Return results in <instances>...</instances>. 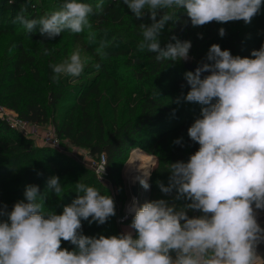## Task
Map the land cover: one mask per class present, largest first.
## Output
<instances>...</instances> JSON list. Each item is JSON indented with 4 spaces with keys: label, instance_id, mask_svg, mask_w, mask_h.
Wrapping results in <instances>:
<instances>
[{
    "label": "clouds",
    "instance_id": "9594fccd",
    "mask_svg": "<svg viewBox=\"0 0 264 264\" xmlns=\"http://www.w3.org/2000/svg\"><path fill=\"white\" fill-rule=\"evenodd\" d=\"M13 3V0H9ZM143 20L139 25L140 51L155 54L157 62L189 59L190 41L175 35L163 47L160 36L169 22H175L178 9L190 18L193 27L210 22H251L259 14L264 0H122ZM103 12V0L95 5ZM24 6L14 23L27 33L39 32L54 39L64 31L79 34L91 30L89 17L93 5L82 0H65L58 10L29 19ZM225 35V29H219ZM95 33L89 32V42ZM202 38V35H201ZM106 42L95 49L101 60L107 57ZM44 55H51L45 48ZM88 58L73 51L59 63H50L52 81L61 76L79 77ZM195 71L185 73L190 90L183 97L199 103L201 116L188 128L191 141L199 145L187 162L169 165V183L159 188L165 195L176 193L183 206L165 199L138 205L130 228L111 236H87L82 220L103 225L115 216L111 196L92 186L77 182L78 193L61 214L45 211L48 193L62 198L64 188L58 176H51L46 189L25 186L24 200L8 209L0 205V264H264L256 252L264 240V228L257 222L256 210H264V45L250 57L233 56L218 44L210 46ZM97 70L100 64H96ZM203 73L208 75L202 76ZM183 87V86H182ZM215 101V102H213ZM179 103V99L176 101ZM182 144V138L174 141ZM144 172L140 184L150 188ZM198 211L199 216H189ZM63 242L73 248L62 247Z\"/></svg>",
    "mask_w": 264,
    "mask_h": 264
},
{
    "label": "trees",
    "instance_id": "16d2710c",
    "mask_svg": "<svg viewBox=\"0 0 264 264\" xmlns=\"http://www.w3.org/2000/svg\"><path fill=\"white\" fill-rule=\"evenodd\" d=\"M25 2L0 0V107L11 111L25 125L50 124L60 141L85 150L92 158L102 153L108 182L115 189V194L112 195L104 184L97 181L92 170L50 147L37 146L31 137H26L0 117V205L6 204L11 210L17 201L25 199L26 185H38L43 193L48 178L58 176L64 188L63 196L57 198L49 192L45 211L61 214L64 206L78 195L75 184L84 183L97 188L101 194L111 196L116 214L103 225L82 220L83 234L118 235L122 233L120 224L130 227L133 219L131 216L117 222L123 214L126 198L122 167L134 145L145 151L142 160L148 171L155 163L148 180L147 201L165 199L178 207L187 203L175 200L174 191L171 197H162L164 193L159 184L168 185L171 163L187 162L198 150L199 145L190 140L187 130L201 116L203 106L183 99L190 86L185 80L188 71L182 61L157 62L154 53L138 49L142 39L139 25L151 23L148 17L137 19L122 0H103L102 13H97L94 5L100 0H82L93 5L94 13L89 17L90 31L97 36L113 38L121 46L112 41L105 48L107 57L101 60L94 52L99 39L94 44H83L84 54L94 62L85 65L79 77L61 76L55 83L49 64L66 59L77 41H51L39 32L29 34L25 31L26 36L21 35L20 29H14L12 25L24 5H28L27 18L44 15V10L37 8L34 0ZM55 3L63 5L65 0H55ZM220 28L225 29L223 37L219 35ZM162 33V47L173 35L181 41H190L189 58L195 63L206 62V55L213 44H218L222 50H230L233 56L250 57L253 50L264 45V6L248 24L242 20L214 21L196 27L181 9L177 11L176 21L169 22ZM8 36L13 40L6 41L8 44L3 48L5 41L2 40ZM61 37L59 35L53 40ZM45 48L51 55H44ZM98 63L99 70L95 67ZM118 67L125 70L124 78L114 75ZM74 81L78 83L73 84ZM178 99L179 103L176 102ZM180 138L182 144H175L174 141ZM188 215L199 216L201 213L189 211ZM130 231L135 236V231L131 228ZM62 247L73 248L68 242H63Z\"/></svg>",
    "mask_w": 264,
    "mask_h": 264
},
{
    "label": "rangeland",
    "instance_id": "374dc122",
    "mask_svg": "<svg viewBox=\"0 0 264 264\" xmlns=\"http://www.w3.org/2000/svg\"><path fill=\"white\" fill-rule=\"evenodd\" d=\"M23 1L25 2L26 0H23ZM34 3L37 6V8L39 7V8H41V9L44 10V14L53 11L52 9L58 7L59 5L62 6V3H59V4L58 3H55V0H34ZM97 3H94V5H96ZM27 8H28V5H27ZM178 10H181V9H178ZM178 10H176V11H178ZM12 27H14V29H20L21 35H24V33L26 31V30H23L22 29L23 27L20 24H18V23H14L12 25ZM89 32H90V30L87 29V28H85V30L83 32L79 33V34H73V33L69 32V31H64V32H62L60 34L62 36L61 39H59V40L58 39L57 40L51 39V41H65V42L77 41L76 44L72 47V51L80 50L81 56L88 58L86 65L92 64L94 62V60L93 59H90L87 54H84L85 49L81 48V46L83 44H86V43L94 44V42L97 41V39H99L98 47H99V45H100L101 42H106V45H107L106 48H107V47L110 46V44H112V41H113V44H116L117 46H121V44H117L113 40V38H109L107 36H101V35H99V36L95 35L94 40L92 42H89ZM35 33H38V31L35 32ZM24 36H26V35H24ZM27 37H30V36H27ZM12 40H13V37H11V36H8L6 38H3L2 41L3 42L5 41V43L3 44L4 46L2 45L3 48H6L5 46L8 44L6 41H12ZM166 41H167L166 43L171 42L170 39H168ZM95 49H94V52H95ZM190 60L191 59L189 58L187 61H184V60H180V61H182V62H188ZM113 73H114V75L119 74V75H121V77L124 78L125 70L122 69L121 67H118L116 70H114ZM72 83L73 84H76L78 82L77 81H74ZM108 84H110V82H108ZM7 116L10 119L13 118V116H11V115H7ZM16 128L23 135L25 133V136L26 137H31V139H33L34 143L37 146H42V147H45L46 145L43 144V142L41 140V136L45 132H47V131H52L53 132V129H52V127H51L50 124L41 125V126H28L27 125V127H25L24 129L21 128V127H19V126H17ZM46 147H48V146H46ZM50 148H52V147H50ZM52 149H54L57 152L63 153L64 156L68 157L69 159H72L74 162H76V163H78V164H80V165H82V166L90 169L88 167V161L90 159H92V158L88 155V153L85 150L77 149V148L72 147V146L70 147L68 144H66L65 142L60 141V140H59V145L57 147L52 148ZM135 152H138L135 155L139 159V161H140V159L142 160L143 156L145 157V155H146V153L143 150V148L140 147V146H137V145H134L132 147L129 155H131V154H133ZM140 153H141V156H140ZM129 155H128V158H130L132 156H135V155H131V156H129ZM148 156L154 157L153 155H148ZM141 164L144 166L145 171L148 170L147 169V166L143 163V160H142V163ZM154 165H155V163H154ZM154 165H153V167H154ZM123 167H124V165H123ZM123 167H122V175H123V179H124V183H125V186H124L125 187L124 194H125V197L126 198H125V202L123 204L122 210L125 211V209L130 205L129 203L131 201V198H130V191H129V188H128V185H127V181H126V177H125V175L127 173L125 171V168H123ZM104 186H106L109 189V191L112 193V195L115 194V189L112 188L109 185V183L104 184ZM137 194H138L137 195V199H136V201L138 202V205L137 206H139L140 204H143L144 202H146L148 200L149 189L145 190L142 187V185L140 184V180L137 183ZM163 196L166 197V198L171 197V195H165V194H163L162 197ZM126 226L127 225H124L123 223L120 224V230H121V232H125L124 229L126 228Z\"/></svg>",
    "mask_w": 264,
    "mask_h": 264
},
{
    "label": "built area",
    "instance_id": "2783aa9c",
    "mask_svg": "<svg viewBox=\"0 0 264 264\" xmlns=\"http://www.w3.org/2000/svg\"><path fill=\"white\" fill-rule=\"evenodd\" d=\"M7 115H11L13 116L12 119H10ZM0 117L4 118L11 127H21V128H25L27 127V125H25L24 123L19 122L15 115L3 108L0 107ZM29 126V125H28ZM25 135V133H24ZM41 140L43 142L44 145L48 146V147H57L59 145V139L55 136V134L52 131H47L45 132L42 136H41ZM92 158V157H91ZM88 167L90 168V170L93 171L95 178L97 179V181L101 184H106L109 183L108 182V176H107V170H106V161H105V156L100 153L98 155H96L95 157H93L92 159H90L88 161ZM131 206V205H129ZM134 216V212H131L128 210V207L125 209V211H123L122 216L117 220V222H123L124 220H126L127 218Z\"/></svg>",
    "mask_w": 264,
    "mask_h": 264
},
{
    "label": "water",
    "instance_id": "95a60500",
    "mask_svg": "<svg viewBox=\"0 0 264 264\" xmlns=\"http://www.w3.org/2000/svg\"><path fill=\"white\" fill-rule=\"evenodd\" d=\"M200 64L199 63H195V62H192V61H188V62H183V66L184 68L187 70V71H195V69L199 66ZM204 75H208V73H203L202 76ZM156 160V159H155ZM153 168H151L150 172L152 171ZM126 181H127V185H128V188H129V191H130V198H131V201H130V205H131V202H133V200L137 199V183L139 182V180L141 179V176L138 175V177L134 178L132 181L130 180V178L128 177V172L126 171ZM149 179V177H147V180Z\"/></svg>",
    "mask_w": 264,
    "mask_h": 264
},
{
    "label": "bare ground",
    "instance_id": "6f19581e",
    "mask_svg": "<svg viewBox=\"0 0 264 264\" xmlns=\"http://www.w3.org/2000/svg\"><path fill=\"white\" fill-rule=\"evenodd\" d=\"M140 156H141V153H140ZM123 168H125V171L128 172V177L130 178L131 181L134 178L138 177V175L141 176V179L142 178H146V177H144L145 168L141 164V162L139 161V159L136 157V155L128 158L125 161ZM132 203L133 202H131V205H132ZM130 207L131 206H128V210L130 209Z\"/></svg>",
    "mask_w": 264,
    "mask_h": 264
},
{
    "label": "crops",
    "instance_id": "0c3cea01",
    "mask_svg": "<svg viewBox=\"0 0 264 264\" xmlns=\"http://www.w3.org/2000/svg\"><path fill=\"white\" fill-rule=\"evenodd\" d=\"M256 217H257V222L259 223L261 228H264V211L257 209L256 210ZM124 230L130 231V227L126 226V228ZM256 252L262 259H264V240H261L260 242H258V244L256 246Z\"/></svg>",
    "mask_w": 264,
    "mask_h": 264
}]
</instances>
